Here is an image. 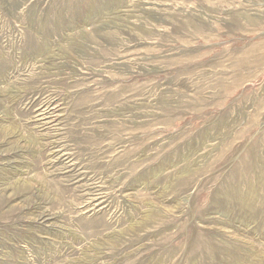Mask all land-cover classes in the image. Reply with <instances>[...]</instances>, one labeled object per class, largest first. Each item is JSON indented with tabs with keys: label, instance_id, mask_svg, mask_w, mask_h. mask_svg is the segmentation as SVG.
Wrapping results in <instances>:
<instances>
[{
	"label": "rangeland",
	"instance_id": "1",
	"mask_svg": "<svg viewBox=\"0 0 264 264\" xmlns=\"http://www.w3.org/2000/svg\"><path fill=\"white\" fill-rule=\"evenodd\" d=\"M0 264H264V0H0Z\"/></svg>",
	"mask_w": 264,
	"mask_h": 264
},
{
	"label": "bare ground",
	"instance_id": "2",
	"mask_svg": "<svg viewBox=\"0 0 264 264\" xmlns=\"http://www.w3.org/2000/svg\"><path fill=\"white\" fill-rule=\"evenodd\" d=\"M154 215V214H153ZM148 217V216H147Z\"/></svg>",
	"mask_w": 264,
	"mask_h": 264
}]
</instances>
